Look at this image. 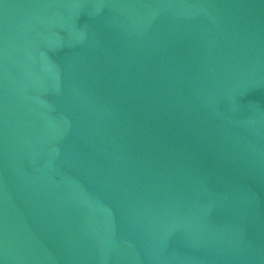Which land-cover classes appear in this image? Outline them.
Returning <instances> with one entry per match:
<instances>
[{"label": "water", "instance_id": "water-1", "mask_svg": "<svg viewBox=\"0 0 264 264\" xmlns=\"http://www.w3.org/2000/svg\"><path fill=\"white\" fill-rule=\"evenodd\" d=\"M0 264H264V0H0Z\"/></svg>", "mask_w": 264, "mask_h": 264}]
</instances>
